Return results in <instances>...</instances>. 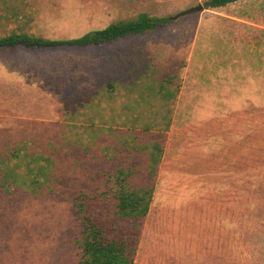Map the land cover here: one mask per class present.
Segmentation results:
<instances>
[{"label": "rangeland", "instance_id": "obj_1", "mask_svg": "<svg viewBox=\"0 0 264 264\" xmlns=\"http://www.w3.org/2000/svg\"><path fill=\"white\" fill-rule=\"evenodd\" d=\"M206 1L0 0V37L175 17L102 45L0 48V264H78L82 192L138 241L134 264H264V0L176 17ZM26 164L48 166L35 192ZM123 168L153 191L138 228L110 192Z\"/></svg>", "mask_w": 264, "mask_h": 264}, {"label": "trees", "instance_id": "obj_2", "mask_svg": "<svg viewBox=\"0 0 264 264\" xmlns=\"http://www.w3.org/2000/svg\"><path fill=\"white\" fill-rule=\"evenodd\" d=\"M239 0H207L205 8H221ZM173 16H156L143 12L135 19L121 20L108 25L103 29L91 31L81 37L71 39H49L41 36L30 35L27 33H14L5 37H0V48L15 47L19 45L28 48H48L59 46H79L102 45L111 43L123 37L131 35H142L163 27L173 22ZM16 157V153H14ZM48 160V158H45ZM34 160H38L35 157ZM27 166V175L22 177L21 185L35 192L42 188L49 181L48 166L39 165L36 171L33 167ZM155 169V168H154ZM14 168L6 170L2 186L10 190L12 183L18 182L13 176ZM131 171L120 169L114 174V190H110L117 199L118 215L122 218L133 220L134 225L140 224L150 207L152 189H135L129 183ZM13 178V179H12ZM112 181L109 177L108 183ZM19 183V182H18ZM87 193H79L75 197L76 212L82 216L83 232L82 247L83 254L78 264H134L137 253L138 241L129 238L112 237L104 222L96 218V209L93 205L101 200L91 201ZM138 228V227H137Z\"/></svg>", "mask_w": 264, "mask_h": 264}, {"label": "water", "instance_id": "obj_3", "mask_svg": "<svg viewBox=\"0 0 264 264\" xmlns=\"http://www.w3.org/2000/svg\"><path fill=\"white\" fill-rule=\"evenodd\" d=\"M204 9V5L200 4L198 6H195V7H192L190 8L189 10H186L184 12H182L180 15L176 16V17H179L181 15H186V14H190V13H193V12H196V11H201Z\"/></svg>", "mask_w": 264, "mask_h": 264}, {"label": "bare ground", "instance_id": "obj_4", "mask_svg": "<svg viewBox=\"0 0 264 264\" xmlns=\"http://www.w3.org/2000/svg\"><path fill=\"white\" fill-rule=\"evenodd\" d=\"M142 256H143V255H142ZM142 256H141V257H142ZM142 259H143V258H141V260H142ZM147 259H148V258H147ZM143 261H144V260H143ZM139 262H140V261H139ZM140 263H141V262H140Z\"/></svg>", "mask_w": 264, "mask_h": 264}]
</instances>
